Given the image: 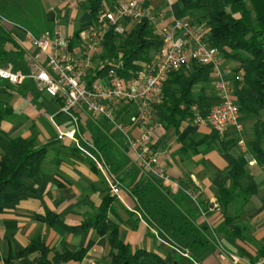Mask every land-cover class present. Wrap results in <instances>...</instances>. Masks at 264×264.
<instances>
[{
    "label": "crops",
    "instance_id": "crops-1",
    "mask_svg": "<svg viewBox=\"0 0 264 264\" xmlns=\"http://www.w3.org/2000/svg\"><path fill=\"white\" fill-rule=\"evenodd\" d=\"M12 1L23 7L28 4V0ZM87 1L36 0L31 8L13 7V11L28 12L25 22L4 17L2 13L10 7L0 9L1 66L22 71L24 51L32 49L25 41V31L37 36L56 26L70 38L73 54L80 56L83 32L93 24ZM144 8L154 19L151 28L157 36L171 31L176 20L171 0H146ZM134 25L121 22L116 27L117 37L121 30L125 37ZM123 38H117V43ZM106 60L107 52L101 46L94 53L90 75L101 70ZM234 67L232 61L223 59L225 77L231 76ZM214 80L210 71L208 82L197 88H203L210 105L217 102ZM59 107L57 100L29 80L19 86L0 80V160L4 148L16 138L45 149L39 175L25 180L27 192H8L0 201V264H36L38 251L19 256L35 240L48 249L45 260L49 264H109L112 249L108 236L98 235L93 228H79L88 217L98 214L106 199L111 200L107 218L116 224L119 240L132 252L150 253L166 264H264L258 255L264 247V170L246 147L252 121L240 118L244 148L237 144L238 135L230 127L220 139L221 145L195 146L212 135V130L189 120L177 128L166 126L159 120L157 108L153 123L160 127L152 147L163 171L179 185L178 190H172L135 165L121 134L104 119L82 109L64 115ZM133 115L130 106L118 108L121 120ZM56 127L62 134L75 130L76 142L60 136ZM139 134L132 125L130 135L135 138ZM93 159L102 163V170ZM233 159L253 178L257 193L245 204L236 199L222 211L218 184L229 185L227 171ZM251 161L253 166L248 165ZM111 178L118 183V195L109 192L107 179ZM226 218L231 222L223 226ZM63 255L81 258L60 260ZM139 264L157 263L143 256Z\"/></svg>",
    "mask_w": 264,
    "mask_h": 264
},
{
    "label": "built area",
    "instance_id": "built-area-1",
    "mask_svg": "<svg viewBox=\"0 0 264 264\" xmlns=\"http://www.w3.org/2000/svg\"><path fill=\"white\" fill-rule=\"evenodd\" d=\"M145 1L117 0L112 6L105 5L97 22L83 32L80 56L73 54L70 38L64 36L58 26L37 36L25 31V41L32 49L24 51L23 70L15 72L0 64V80L12 86L31 81L36 89L60 103L61 114L71 115L82 109L91 116L104 119L121 134L141 171L162 185L178 190L179 185L163 171L158 153L152 147V138L160 127L153 123V115L163 104V85L168 75L191 64L209 67L215 77L213 90L217 102L205 114L196 105H191L188 120L209 127L220 139L230 127L238 135L237 144L244 148V130L233 96L232 80L233 77L239 80L241 75L225 77L226 73L221 70L223 53L207 43L204 29L184 19H176L171 31L158 34L163 47L134 76L128 79L118 76L121 53H118V62L104 76L90 75L94 70V53L102 46L111 28L124 21L138 23L142 19H147L153 26L154 19L144 8ZM120 106L134 108V115L128 120L119 119ZM49 119L54 123L52 116ZM132 125L140 132L135 138L130 135ZM56 129L60 136L76 142L75 130L62 134L58 127ZM93 161L102 170V163ZM254 164V161L248 163L249 166ZM107 184L111 195L119 194L114 178L107 179ZM191 197L195 199L193 195Z\"/></svg>",
    "mask_w": 264,
    "mask_h": 264
},
{
    "label": "trees",
    "instance_id": "trees-1",
    "mask_svg": "<svg viewBox=\"0 0 264 264\" xmlns=\"http://www.w3.org/2000/svg\"><path fill=\"white\" fill-rule=\"evenodd\" d=\"M117 0H88L87 10L91 22L95 24L99 12L105 5H112ZM176 19L190 23L196 17L205 26L207 43L220 50L226 60L232 61L235 67L232 76L240 74V79L233 80V96L240 118L252 121L251 135L246 141L247 152L256 164L264 170V0H171ZM192 24V23H191ZM199 24H197L198 26ZM116 28H111L102 47L106 50V60L95 76H104L107 70L118 62L117 74L123 79L134 76L143 65L149 62L151 52L162 48V41L154 33L147 19L135 23L133 29L117 43ZM210 68L191 64L168 75L164 85V101L158 108V118L166 126L177 128L180 122L191 118L189 107L196 105L205 114L211 105L199 85L208 82ZM221 145L220 138L213 132L203 137L195 146ZM0 160V201L8 192L24 194L27 192L25 180L39 175L45 159V149H36L32 141L22 138L10 140L3 150ZM227 176L229 185L218 184V204L222 211L236 200L243 204L250 196L257 193V187L251 176L246 174L239 160H231ZM110 199L101 205L95 217H88L79 227L81 230L93 228L98 235H107L112 253L109 264H139L143 256L152 258L157 264H166L161 259L141 250L132 252L118 238L116 224L107 218ZM231 222L226 218L223 226ZM38 251L40 257L36 264H49L45 257L48 249L35 240L19 256H26ZM264 259V247L258 252ZM81 258V255H63L60 260Z\"/></svg>",
    "mask_w": 264,
    "mask_h": 264
},
{
    "label": "rangeland",
    "instance_id": "rangeland-1",
    "mask_svg": "<svg viewBox=\"0 0 264 264\" xmlns=\"http://www.w3.org/2000/svg\"><path fill=\"white\" fill-rule=\"evenodd\" d=\"M36 0H28V4H27V6H24L25 8H31L33 5H31V4H33V2H35ZM10 7V9L11 10H9V11H5L4 12V14L2 13V15L4 16V17H8V18H10V19H20V21L22 22V21H27V18H25V15H28L27 13V11L25 12V11H21V12H17V11H13L12 10V8L14 7V8H24L23 7V5H21V3H13V1L12 0H10V2H9V4L8 5H6L3 1H0V9H3L4 7ZM108 6H110L109 4H108ZM112 6V5H111ZM26 13V14H23V13ZM24 21V22H25ZM190 23H192V24H194V25H197V24H199L198 26H200L202 29H205V25L203 24V23H201L200 22V20H197L196 19V17H192L190 20ZM124 34H125V32L124 31H120V32H118V39H119V41H120V39H122L123 37H124ZM194 94L196 95L197 94V89L195 90V92H194Z\"/></svg>",
    "mask_w": 264,
    "mask_h": 264
}]
</instances>
